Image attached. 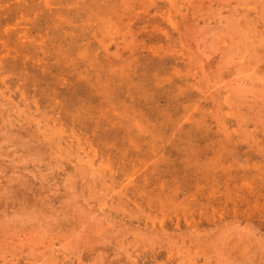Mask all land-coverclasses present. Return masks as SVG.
Masks as SVG:
<instances>
[{"label": "rangeland", "instance_id": "rangeland-1", "mask_svg": "<svg viewBox=\"0 0 264 264\" xmlns=\"http://www.w3.org/2000/svg\"><path fill=\"white\" fill-rule=\"evenodd\" d=\"M0 264H264V0H0Z\"/></svg>", "mask_w": 264, "mask_h": 264}]
</instances>
